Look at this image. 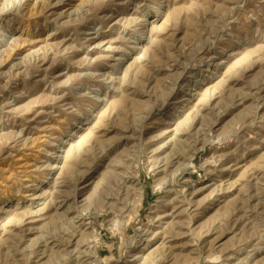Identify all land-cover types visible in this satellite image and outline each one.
Instances as JSON below:
<instances>
[{
  "label": "rangeland",
  "instance_id": "1",
  "mask_svg": "<svg viewBox=\"0 0 264 264\" xmlns=\"http://www.w3.org/2000/svg\"><path fill=\"white\" fill-rule=\"evenodd\" d=\"M0 264H264V0H0Z\"/></svg>",
  "mask_w": 264,
  "mask_h": 264
},
{
  "label": "bare ground",
  "instance_id": "2",
  "mask_svg": "<svg viewBox=\"0 0 264 264\" xmlns=\"http://www.w3.org/2000/svg\"><path fill=\"white\" fill-rule=\"evenodd\" d=\"M92 254V255H91ZM95 255H96V253H95V251H90V255L88 254L87 256H88V258L89 257H95ZM97 256V255H96ZM95 261H96V259H94ZM93 261V260H92ZM89 262V261H88ZM91 263V262H90Z\"/></svg>",
  "mask_w": 264,
  "mask_h": 264
}]
</instances>
